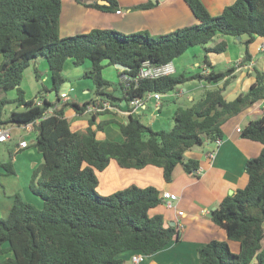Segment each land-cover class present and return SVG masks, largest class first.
<instances>
[{"label": "trees", "instance_id": "16d2710c", "mask_svg": "<svg viewBox=\"0 0 264 264\" xmlns=\"http://www.w3.org/2000/svg\"><path fill=\"white\" fill-rule=\"evenodd\" d=\"M106 1L109 5L89 6L105 12L119 10L117 0ZM184 1L198 22L168 34L154 37L148 32L127 35L95 29L61 37L62 0H0V93L17 91L13 100L0 94V127L32 124L37 133L33 147L43 155L30 184L42 206L15 195L9 216L0 218V264H126L123 254L151 256L179 238L177 225H168L163 214H152L165 205L159 189L131 185L103 196L98 192V173L112 161L125 169L159 167L168 183L179 165L194 173L200 163L187 158L186 153L223 139V126L229 118L264 101V70L255 66V82L235 101L227 102L225 93L237 67L217 71L208 60L209 54L227 52L226 41L207 47L218 35L235 39L247 36L239 66L250 64L253 56L249 46L256 38H264V0H236L218 16H212L201 0ZM152 6L148 3L135 8ZM196 47L205 51L209 74L182 71L153 79L141 77L146 62L151 67L165 66ZM39 57L46 59L52 79L51 87L43 86L37 95L43 99L42 105L27 100L21 88L24 71ZM69 62L74 67L90 63L83 78L92 81L95 98L58 107L61 94L66 92L61 87ZM118 64L124 67L119 69L121 96L109 91L111 83L103 76L107 66ZM36 77L41 80L37 70ZM193 81L215 88L207 89L192 105L179 106L169 131L154 130L132 113L122 122L99 119L113 113L103 110L105 103L117 111H130L129 104L136 98L149 93L172 95ZM44 92H54L56 103L46 99ZM10 104L16 109L5 117ZM90 105L101 111L90 114L85 132L74 131L66 111L72 109L80 116ZM21 108L24 110H18ZM261 113L241 131L242 138L263 145L260 154L246 162L247 184L230 193L211 215L214 224L226 231L228 240L240 244V251H232L228 241L212 240L199 248V264H264V108ZM112 124L119 129L123 142L98 138V132ZM12 158L11 152L1 163L7 175L15 174Z\"/></svg>", "mask_w": 264, "mask_h": 264}, {"label": "crops", "instance_id": "0c3cea01", "mask_svg": "<svg viewBox=\"0 0 264 264\" xmlns=\"http://www.w3.org/2000/svg\"><path fill=\"white\" fill-rule=\"evenodd\" d=\"M99 1L62 0L61 37L89 33L95 29L116 30L127 35L148 32L151 36L157 37L195 25L198 22L184 0H117L119 10L115 12H105L89 6L96 3L99 4ZM201 2L212 16H218L223 13L226 7L234 4L236 0H201ZM148 3L153 4L149 9L135 8ZM104 5H109V2ZM246 39L247 36L238 40L233 37L218 35L207 45V47H212L223 40L228 43L227 52L208 55V60L212 63L215 70H227L234 66L237 67L235 79L225 93L226 98L238 92L248 91L255 82V77L253 76L255 66L264 70V50H261L264 38H256L255 42L248 48L253 56V69L249 68L250 64L239 66L245 55L244 41ZM260 53L262 54L259 55ZM205 55L202 47L190 49L187 54L173 63L176 73L188 71L191 74H209L211 68L205 63ZM69 68L71 69V67ZM47 77L50 78L52 84L50 72ZM213 88L215 86L209 85L204 81L187 83L172 95L181 97V104L175 101L174 104L168 105L162 99L160 105H156L153 102L143 109L140 115H142V119L144 118L143 121H147V124L155 127H153L154 130H160L157 123L151 120L152 115L173 116L179 106L192 105V103L202 97L207 89ZM37 98L36 96L33 100L35 101ZM80 98L83 99V102H88L86 97ZM71 101L69 96V100H61V102L57 103V106L61 107L65 102ZM160 107H162V111L159 112ZM262 108H264V101L257 106L244 110L241 119L237 118V121L234 120L233 123L227 126V122L225 123L223 126V142L217 149L214 158L210 159L208 157L214 148L212 144L207 146L208 142L202 147H194L187 152V158L196 159L200 163V167L194 173H187L179 165L173 173L172 181L168 183L165 181L163 170L159 167L147 166L140 170L125 169L116 164V161V163H113L114 161L111 162L109 167L102 172L105 176L110 175L112 172L119 176V180H111L109 176L108 181L103 180L99 185L98 190H101L104 195L113 194L130 185H137L141 188L156 187L162 195L165 192H171L179 196V201L174 203V208L169 209L164 205L152 211V214H163L167 224L170 226H176L177 222H182L184 229L180 232L179 238L175 239L164 250L151 256H143L140 264H199V248L212 240L228 241L232 251L236 253L240 251V244L235 241H229L226 231L214 224L211 215L213 209L217 208L230 193L244 188L247 184L246 162L250 158L257 157L262 151L263 145L259 142L242 138L237 128L242 129L251 119L260 117ZM147 109L152 112L147 113ZM117 112V114L112 113L101 116L99 119L115 118L121 122L124 121L121 114L127 116L128 112L125 109ZM86 114L79 116L72 109L67 110L66 115L71 123V128L86 129L89 119L85 118ZM244 119L248 120L245 124ZM115 127H117L115 124L107 126L103 132H98V138L99 133H102L105 139L123 142V136L119 129ZM10 130L11 138L8 142L0 143V145L6 146L8 158L10 153H13L12 161L15 174H5V169L1 163L7 161L8 158L1 156L0 218L2 219L9 216L14 204V197L17 194L39 207L42 206L41 199L32 193L30 184L34 169L43 163V155L35 147H31L33 145L31 143L29 147H20L21 141H28L27 135H33L36 141L37 133L33 125L13 126ZM16 135H18L17 141L15 140ZM179 211H183L184 216H178ZM134 255L137 254L134 252L126 253L124 255L125 263L133 264L132 257Z\"/></svg>", "mask_w": 264, "mask_h": 264}, {"label": "rangeland", "instance_id": "374dc122", "mask_svg": "<svg viewBox=\"0 0 264 264\" xmlns=\"http://www.w3.org/2000/svg\"><path fill=\"white\" fill-rule=\"evenodd\" d=\"M261 54L262 53H260L259 55H261ZM69 67H71V69ZM89 67H90L89 62H87L85 65H83L81 67H74L72 65V63L69 62L68 65H66L64 72H63L64 77L66 78V82L62 85L61 90L68 92L70 99L72 101H77L80 104L85 103V102H83V99L80 97H86V99H88V102H90V100L95 98L94 85H93L92 81L83 78V73L86 70H88ZM36 70L40 74L41 80L37 79ZM221 70H223V69H221ZM217 71H220V69H218ZM49 72H50V70L48 67V63L44 57H39V58H37L31 62V65L23 73V81L21 84V88L25 91V98L27 100H33L34 98H36L38 93L42 90L43 86L46 88L51 87L52 84H51L50 78L47 77ZM103 76L106 80H108L111 83V87H110L109 91L115 93L116 96H121V94H122L121 84L123 83L121 71L119 69H117L115 66H107L105 68V70L103 71ZM253 76H254V73H253ZM0 94H1V96H3L5 94V96H7L11 100H13L17 97V91L16 90L8 91L6 93L1 92ZM44 97H46V99H48L52 103L56 102V94L54 92H46V93L44 92ZM162 99L164 102L168 103V105L174 104L175 101L178 104H181L180 102L182 100L181 97L169 96V95L164 96ZM161 102H162V100H161ZM13 109H16L15 104L8 105L7 110L5 112V117H9L11 114V111ZM18 110L22 111V110H24V108H21ZM110 110L113 113H118V112H116L117 110L114 108H112ZM141 112L142 111L138 112L136 115L140 116L142 119V115H140ZM151 112H152L151 110L147 109V113H151ZM90 114H91V112L87 113L85 118L88 119L90 117ZM242 114L243 113H240L238 116H234V117L229 118L227 120L226 126L229 125L230 123H233L234 120L237 121L238 119H241ZM121 116L124 119H126V117H127L124 114H121ZM143 120H144V118L142 119V121ZM151 120L155 121L160 129H164L166 131L171 130L174 126V120H173L172 115H170V116L169 115H159V114L156 116L152 115ZM144 122L146 123L147 121H144ZM247 122H248V120L244 119V124ZM72 128L75 131H77V130L81 131V132L86 131V129H81V128L77 129L75 127H72ZM115 128L117 129V127H115ZM26 137H27V140L29 143L34 144L33 142L35 141V137L33 135H27ZM99 139L105 140L102 133H99ZM15 140L16 141L18 140V135L15 136ZM119 140H120V138H119ZM211 144L214 145V148L212 150H215L217 147V145L215 143L209 142V144L207 146H209ZM31 147H33V145H31ZM203 149H205V148H203ZM1 156L6 158V159L8 158V154H7V150H6L5 145H0V157ZM113 163H116V162L114 161ZM99 175H101L99 177L100 184L103 182V180L108 181L109 176H110L111 180L112 179L113 180H119V176L115 175L113 172L108 176L103 175V173H98V176ZM98 192L101 195L106 196L102 193L101 190L100 191L98 190ZM124 255L125 254H123V257H124Z\"/></svg>", "mask_w": 264, "mask_h": 264}, {"label": "built area", "instance_id": "2783aa9c", "mask_svg": "<svg viewBox=\"0 0 264 264\" xmlns=\"http://www.w3.org/2000/svg\"><path fill=\"white\" fill-rule=\"evenodd\" d=\"M261 50H264V44L261 46ZM253 67V64L252 62L250 63L249 65V68H252ZM176 73V68L174 66L173 63H170V64H167L165 66H161V67H151L150 63L149 62H146L144 64V68L142 69L141 71V77L143 78H158L160 76H166V75H173ZM173 95V94H172ZM172 95H169V96H172ZM164 96L160 93H149L147 95H145L144 97L142 98H136L134 100H132L129 104V109L130 111H127L128 114L132 113V114H137L138 112L142 111L143 109H145L148 104H151V103H155L156 105H160L161 103V100ZM61 98L62 100H69V93L68 92H64L61 94ZM35 103L36 105H42L43 104V99L41 98H37L35 100ZM105 109H112V107L108 104V103H105L104 104V108L103 110ZM97 111H101V109H98L94 106H89L88 107V111L87 113L91 112V113H94V112H97ZM52 110L49 111V113H51ZM32 125V124H31ZM31 125H28V126H31ZM237 131L239 133H241L242 129L241 128H237ZM11 138V130L10 128H1L0 127V143H6L9 141V139ZM223 142V139L222 138H218L214 143L217 145L216 149L213 150L209 155L208 157L210 159L214 158L215 154H216V151L217 149L221 146ZM30 143L28 141H21L20 142V147L21 148H26V147H29ZM163 200H164V203H165V206L169 209H172L174 208V203L179 201V196L177 194H174V193H171V192H165L163 194ZM178 216L182 217L184 216V212L183 211H179L178 212ZM177 227L180 231H182L184 229V225L182 222H177ZM143 256L142 254H137V255H134L132 257V262L133 264H140L142 259H143Z\"/></svg>", "mask_w": 264, "mask_h": 264}, {"label": "water", "instance_id": "95a60500", "mask_svg": "<svg viewBox=\"0 0 264 264\" xmlns=\"http://www.w3.org/2000/svg\"><path fill=\"white\" fill-rule=\"evenodd\" d=\"M99 4L100 5H104V4H108V2L105 1V0H100L99 1ZM240 39H241V37H238V40H240ZM116 68L123 69L124 67L122 65H119L118 64V65H116ZM240 95H241V92H238L236 94L230 95L229 97L226 98L227 99V102H233V101H235ZM220 109H222V107ZM215 209H213V210H215Z\"/></svg>", "mask_w": 264, "mask_h": 264}]
</instances>
